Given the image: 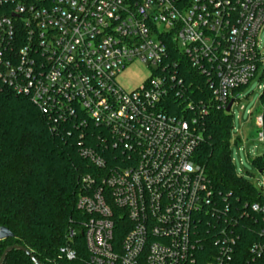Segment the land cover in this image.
I'll use <instances>...</instances> for the list:
<instances>
[{
	"label": "built area",
	"instance_id": "obj_1",
	"mask_svg": "<svg viewBox=\"0 0 264 264\" xmlns=\"http://www.w3.org/2000/svg\"><path fill=\"white\" fill-rule=\"evenodd\" d=\"M263 34L264 0H0V86L27 98L51 132L75 134L79 158L94 169L76 202L87 264H196L206 217L208 264H231L238 220L225 199L217 207L193 160L197 119L166 105L186 101V65L226 113L264 78ZM136 62L150 77L127 91L118 78ZM185 108L194 113L190 101ZM255 125L259 132L261 115ZM248 208L264 224V205ZM258 237L252 262H264V226ZM60 254L75 259L69 243Z\"/></svg>",
	"mask_w": 264,
	"mask_h": 264
},
{
	"label": "trees",
	"instance_id": "obj_2",
	"mask_svg": "<svg viewBox=\"0 0 264 264\" xmlns=\"http://www.w3.org/2000/svg\"><path fill=\"white\" fill-rule=\"evenodd\" d=\"M183 97L190 101L194 113L186 110V101L170 100V114L186 120L194 117L200 141L194 162L203 170L214 192L217 207L223 200L229 207V219L238 220L240 237L231 264H264L251 260L249 247L258 241V230L264 226L260 217L249 212L251 204L264 205V196L253 185L238 177L231 164L229 114L209 102V93L200 77L186 65L182 67ZM264 137V89L259 97ZM206 112L199 115V108ZM258 132V133H259ZM58 133V134H57ZM57 133L49 126L38 109L25 97L0 86V227L9 230L13 238L0 242V257L7 247L16 246L28 251L39 264H87V253L81 235L85 220L76 210L80 179L93 174L92 169L78 156L77 137L67 136L65 129ZM254 164L261 168L263 159ZM247 206V207H246ZM247 215L239 218V213ZM206 220L201 219L199 236L202 246L196 264H208L215 251ZM70 230L78 231L67 241ZM69 243L75 259L66 261L60 249ZM2 264H32L23 252H9Z\"/></svg>",
	"mask_w": 264,
	"mask_h": 264
},
{
	"label": "rangeland",
	"instance_id": "obj_3",
	"mask_svg": "<svg viewBox=\"0 0 264 264\" xmlns=\"http://www.w3.org/2000/svg\"><path fill=\"white\" fill-rule=\"evenodd\" d=\"M264 38V34L262 36ZM264 68V63H263ZM150 77V71L140 63L128 66L118 78L119 85L131 91L140 87ZM264 89V78L252 80L247 87L241 90L232 106L229 154L234 172L253 185L259 192L264 177L259 172L264 170V164L258 168L256 158L264 162V140L258 141L256 118L261 115L259 97ZM264 196V188L262 191ZM79 235V232L76 231Z\"/></svg>",
	"mask_w": 264,
	"mask_h": 264
},
{
	"label": "water",
	"instance_id": "obj_4",
	"mask_svg": "<svg viewBox=\"0 0 264 264\" xmlns=\"http://www.w3.org/2000/svg\"><path fill=\"white\" fill-rule=\"evenodd\" d=\"M231 105H232V101L228 104L226 111H225L226 113L230 112ZM12 238H13V235L9 230H7L6 228L0 227V242L8 240V239H12ZM13 250L23 252L27 257H29L32 264H39V262L34 257H32L28 251H26L25 249H23L21 247H16V246L7 247L3 251V253L1 254V257H0V264L3 263L6 255Z\"/></svg>",
	"mask_w": 264,
	"mask_h": 264
}]
</instances>
